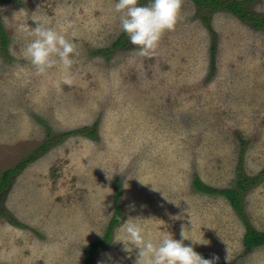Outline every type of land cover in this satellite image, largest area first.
<instances>
[{
  "label": "rangeland",
  "instance_id": "374dc122",
  "mask_svg": "<svg viewBox=\"0 0 264 264\" xmlns=\"http://www.w3.org/2000/svg\"><path fill=\"white\" fill-rule=\"evenodd\" d=\"M221 1L264 18V0ZM114 3L0 0V178L33 156L0 194V264H84L116 202L121 220L93 264H134L138 249L114 241L129 217L157 235L183 229L213 264H264V245H243L247 225L264 232V29L182 0L174 28L141 56ZM65 17L78 52L71 83L59 65L36 74L23 55L34 18L58 28ZM195 179L219 190L255 180L245 221Z\"/></svg>",
  "mask_w": 264,
  "mask_h": 264
},
{
  "label": "clouds",
  "instance_id": "9594fccd",
  "mask_svg": "<svg viewBox=\"0 0 264 264\" xmlns=\"http://www.w3.org/2000/svg\"><path fill=\"white\" fill-rule=\"evenodd\" d=\"M182 0H115L114 9L120 13V28L139 55H150L158 47L165 31L174 28ZM37 26L32 28V39L26 44L23 55L36 74H45L53 66L59 65L66 74L64 80L71 83L67 75L74 58L78 55L75 44L76 32L71 20L65 17L59 27L49 26L46 18L33 19ZM15 83L23 87L28 83L27 73H16ZM138 218V217H137ZM181 238L175 239L172 233L154 234L151 228L129 217L121 225V237L114 241L123 244V251L138 249L134 264H213L204 259L191 245L184 243V230Z\"/></svg>",
  "mask_w": 264,
  "mask_h": 264
},
{
  "label": "trees",
  "instance_id": "16d2710c",
  "mask_svg": "<svg viewBox=\"0 0 264 264\" xmlns=\"http://www.w3.org/2000/svg\"><path fill=\"white\" fill-rule=\"evenodd\" d=\"M191 1L194 3L195 6L199 8H204V9L217 10L220 8H228L229 10H231V12L234 15L238 16L240 19L244 21H247L254 28L264 29V18H261L251 12L246 11V8L244 7V2L232 1L229 4H227L225 1H221V0H191ZM117 44L118 43L114 44L113 46L116 47ZM7 46H8V38L0 23V47L2 50H5ZM87 133L90 136H95V133L93 130L87 131ZM47 145H49V143H45L41 147V149L36 150L35 153L36 154L40 153L43 150V147H46ZM32 158L33 156H30L29 158L25 159L23 162L17 164L14 168L8 169L5 172H3L0 178V194L9 186V183L12 177L17 173V171L22 170L26 166V164L32 160ZM254 183H255V180L238 181L236 188L219 190V189L210 188L208 186L203 185L202 182L198 179H195L193 181L195 190L201 193H204V194H209V195L213 194V195L223 196L229 202L231 207L237 212V214L244 221H245V216H244V209H243V203H242L243 192L249 186L253 185ZM120 220H121V212L118 206V202H116L115 212H114L113 218L109 222L104 238L84 248L83 250L84 259H85L84 264H93L92 257L94 253L100 250L107 242H109L111 232L118 225ZM243 245L247 251H250L251 249L255 247H260L264 245V232L256 231L247 225L246 232L243 236Z\"/></svg>",
  "mask_w": 264,
  "mask_h": 264
}]
</instances>
